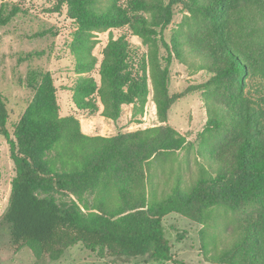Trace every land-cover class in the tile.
<instances>
[{
    "label": "trees",
    "instance_id": "obj_1",
    "mask_svg": "<svg viewBox=\"0 0 264 264\" xmlns=\"http://www.w3.org/2000/svg\"><path fill=\"white\" fill-rule=\"evenodd\" d=\"M65 7L67 18L77 26L73 51L82 72L94 71L97 64L89 46L90 31L126 27L154 49L153 56L136 60L124 35L110 36L96 70L99 85L93 76L77 82L78 90L97 94L107 118L117 119L123 105L142 112L149 67L158 117L166 122L172 105L197 89L169 94L172 62L188 57L207 61L213 85L222 90V98L208 107L209 126L219 135L205 157L215 172L189 191L178 183L158 204L146 205L135 194L134 180L142 175V165L186 145L170 126L101 139L80 173L54 172L46 153L61 138L63 124L54 120L46 127L23 115L10 132L7 101L0 93V136L14 166L0 225L8 229L11 252L28 248L37 260L55 262L81 245L113 264L144 257L170 262L172 247L163 219L178 214L200 224L207 209L222 204L245 214L239 238L220 261L264 264V0H57L58 12ZM177 8L190 13L192 24L187 34L166 42L164 31ZM17 12L14 8L10 15H0V27ZM85 105L92 114L98 111L96 100ZM116 175L125 184L118 208L84 214L79 206L82 194ZM175 231L182 239L185 232Z\"/></svg>",
    "mask_w": 264,
    "mask_h": 264
},
{
    "label": "rangeland",
    "instance_id": "obj_2",
    "mask_svg": "<svg viewBox=\"0 0 264 264\" xmlns=\"http://www.w3.org/2000/svg\"><path fill=\"white\" fill-rule=\"evenodd\" d=\"M56 5L57 0H0V15L4 17L18 8L10 22L0 27V93L9 109V131L13 132L12 125L23 115L46 127L54 120L61 122V138L47 151L46 159L54 172L80 173L92 146L101 139L170 126L185 138L186 145L174 152L159 153L141 166L142 175L134 180L135 194L139 193L146 205L166 199L178 183L181 189L189 191L200 179L213 174L215 169L210 167L205 156L219 133L209 126L208 107L222 98V90L213 85L214 74L207 61L188 57L182 62H172L169 94L197 89L172 105L166 122H160L158 117L154 78L149 67L148 95L142 112L135 111L132 105H123L117 119L107 118L102 115L103 105L97 94L78 90L77 82L93 76L99 85L96 70L110 36L124 35L137 56L136 60L145 54L147 59L148 55L153 56L151 42L145 44L126 27L90 31L89 46L97 64L94 71L82 72L73 51L77 26L67 18L66 7L58 12ZM190 19V13L177 8L172 23L164 31L165 41L187 34L192 24ZM90 100H96L98 111L95 114L90 113L85 105ZM13 176L9 147L0 136V216L7 206ZM105 179L111 180L82 194L79 206L84 214L99 215L101 210H115L122 202L125 184L121 177L116 175ZM244 214L222 204L207 209L200 224L171 214L163 219V225L172 247L173 261L158 263L144 257L129 264H223L220 261L222 255L230 250L242 232ZM175 230L185 232L182 239L177 238ZM0 264L113 263L98 258L81 245L68 249L55 262L37 260L28 248L13 254L9 248L8 229L0 225Z\"/></svg>",
    "mask_w": 264,
    "mask_h": 264
}]
</instances>
